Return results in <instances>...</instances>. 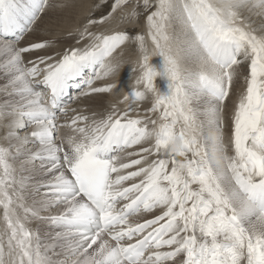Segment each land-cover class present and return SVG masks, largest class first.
I'll return each mask as SVG.
<instances>
[{
	"label": "snow or ice",
	"instance_id": "6c2138e0",
	"mask_svg": "<svg viewBox=\"0 0 264 264\" xmlns=\"http://www.w3.org/2000/svg\"><path fill=\"white\" fill-rule=\"evenodd\" d=\"M105 6L49 52L21 41L53 0H0V264H264V0ZM129 42L144 72L125 108H69L113 91L96 81Z\"/></svg>",
	"mask_w": 264,
	"mask_h": 264
},
{
	"label": "bare ground",
	"instance_id": "6f19581e",
	"mask_svg": "<svg viewBox=\"0 0 264 264\" xmlns=\"http://www.w3.org/2000/svg\"><path fill=\"white\" fill-rule=\"evenodd\" d=\"M95 1L97 0H53L55 7H53L43 15L36 26V31L25 36V38L21 41V44L23 45L30 41L40 39L58 41L57 44L54 43L55 48L49 49V52L63 51L67 46H74L76 38L74 35H69V33L72 32L73 29H75L78 25L84 23L85 18L90 11L95 16H99L98 11L93 10V5L96 3ZM144 23L145 20L141 25H138L141 30L136 33L144 31ZM116 24L117 22L113 20L112 24L108 26L105 25L103 26V28L94 29V31H110L117 27L115 26ZM119 27H123V25H119ZM127 30L129 33H134V31H131L128 28ZM128 45L130 46L129 43H126L120 49L119 53L114 57V63L120 66L118 71L112 74L110 78L103 80L102 83H96L97 86L113 84L115 85L113 91L108 94L92 95L87 97L86 99L74 101L72 108H81V110L86 111L89 114L95 112L99 115H103L104 113H106L109 110L110 106L113 104L117 105L121 109L125 108V104L120 103V101L123 99L125 94L131 96V93L133 91V89L131 88L132 81L138 75L139 69L138 53L135 49V46L133 44L132 48H130ZM127 46L129 48H127ZM148 47L151 50L150 43ZM36 54L40 55L42 53H32L30 55L35 56ZM28 58V56L25 57V59ZM149 65L153 69H155L156 72L162 73L163 59L159 55L152 56L149 60ZM156 79H158V83L155 88L160 94L166 95L168 92L167 78L163 75H158L156 76ZM242 87L243 78L240 77L237 79L233 87V94L229 98V109L231 108L233 101L236 99V93L241 90ZM150 103L151 97L141 102L139 105H134V107L138 108L140 115H144V110L150 107ZM0 134H2V130H0ZM31 226L33 228H40L42 232L47 227L46 225H41L38 222H34ZM0 228H2V225H0Z\"/></svg>",
	"mask_w": 264,
	"mask_h": 264
},
{
	"label": "clouds",
	"instance_id": "9594fccd",
	"mask_svg": "<svg viewBox=\"0 0 264 264\" xmlns=\"http://www.w3.org/2000/svg\"><path fill=\"white\" fill-rule=\"evenodd\" d=\"M146 54L149 55L150 58L152 57V56H151V50H150V49L147 50ZM150 58H149V60H150ZM119 68H120V66H119L118 64H116V63H114V62L111 64V71H112L113 74L116 73V72L118 71ZM143 72H144V69H142V68H139V69H138V75H137L136 78L132 81V85H131V88H132L133 90L136 89V88H138L139 85H140L141 83H143ZM157 73H158V72H157ZM157 76H158V75H157ZM154 79H155V78H154ZM153 86L155 87V85H154V80H153Z\"/></svg>",
	"mask_w": 264,
	"mask_h": 264
},
{
	"label": "rangeland",
	"instance_id": "374dc122",
	"mask_svg": "<svg viewBox=\"0 0 264 264\" xmlns=\"http://www.w3.org/2000/svg\"><path fill=\"white\" fill-rule=\"evenodd\" d=\"M95 2H97V1H95ZM94 11H98V14H99V16L103 13V12H105L106 10H107V7L105 6L104 8H101V9H99V10H97V9H93ZM144 20H145V18H144V16H141V19L139 20V23L137 24V26L135 27V28H132V26L131 25H123V27H127L129 30H131V31H134V32H138L139 30H141L140 28H139V26L138 25H141L143 22H144ZM111 24H112V22H111ZM110 25V24H109ZM106 26H108V25H106ZM115 26H118L117 24L115 25ZM131 27V28H130ZM133 33V32H132ZM42 34V33H41ZM50 41H52V40H50ZM63 41H65V40H63ZM63 41H61V42H63ZM54 43H58V41H53ZM129 44H130V48H132V45H133V43L132 42H129ZM127 46V48H129ZM68 47V46H67ZM67 47H65V48H67ZM64 48V49H65ZM135 53V52H134ZM138 53V52H137ZM139 55V54H138Z\"/></svg>",
	"mask_w": 264,
	"mask_h": 264
}]
</instances>
